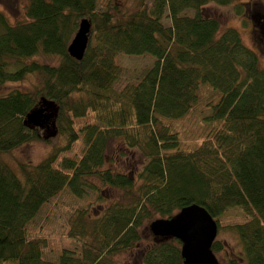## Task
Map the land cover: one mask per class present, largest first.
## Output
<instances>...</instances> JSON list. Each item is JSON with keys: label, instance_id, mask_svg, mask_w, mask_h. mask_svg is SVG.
Instances as JSON below:
<instances>
[{"label": "trees", "instance_id": "16d2710c", "mask_svg": "<svg viewBox=\"0 0 264 264\" xmlns=\"http://www.w3.org/2000/svg\"><path fill=\"white\" fill-rule=\"evenodd\" d=\"M25 2L15 23L0 11V85L39 76L31 90L0 94V264H116L113 257L125 251L141 264H183L178 239L157 237L140 247V229L190 204L203 206L218 229L224 213L241 209L247 219L228 225L242 250L228 264H264V67L235 28L220 31L204 11L209 3L239 8L237 0ZM82 18L90 31L77 60L67 47ZM119 53L154 61L124 78ZM39 54L59 61L31 60ZM201 85L218 95L206 117L214 126L185 150L164 119L183 117ZM37 107L51 113L48 124L65 143L16 172L3 154L32 141L52 144L44 128L26 122ZM89 112L93 120L76 129ZM80 135V157L62 155ZM118 141L123 150L110 157L108 147ZM65 187L80 198L99 192V201L103 188L120 194L94 215L77 209L67 234L79 248L48 260L44 239L30 237L27 225ZM211 249L223 247L214 241Z\"/></svg>", "mask_w": 264, "mask_h": 264}, {"label": "rangeland", "instance_id": "374dc122", "mask_svg": "<svg viewBox=\"0 0 264 264\" xmlns=\"http://www.w3.org/2000/svg\"><path fill=\"white\" fill-rule=\"evenodd\" d=\"M25 3V0H0V11L12 23H15L23 19ZM236 3L240 5L239 8H236L234 3L229 5L209 3L204 7V11L206 14L214 16L219 20L220 31L228 27L235 28L239 32L244 44L256 51L259 56L260 65L264 67V34H260L257 31L253 32V27H251L252 22L253 24H259L258 21H260L262 31H264V19L258 17V14L264 8V0H237ZM31 60L55 65L58 63L59 57L39 54ZM153 61L154 57L149 54L127 55L119 53L115 57V62L124 69V78L139 76L143 70L152 65ZM38 82L39 76L37 74H29L19 82H7L0 85V94L9 93L15 89L28 91ZM198 95V102L183 117L164 119V122L171 130L178 132L180 147L185 150H193L197 147L214 126L206 117L211 113L209 104L215 102L218 99V95L207 85L199 87ZM92 120V113L89 112L88 117L76 119L75 127L79 129L84 122ZM43 128L44 136L50 138L52 144L44 141H32L3 154L1 159L16 172H19L20 163L27 165L36 164L51 152L52 145L65 143V138L56 133L52 123L48 124L46 122ZM82 149L83 143L80 135L79 139L72 144L71 149L62 155L77 159L80 157ZM108 149L110 157L118 158L117 154L123 150V146L118 141L111 143ZM120 161L122 160L120 159ZM98 193L89 191L85 196L80 198L73 195L65 187L50 201L42 205L36 216L28 223L27 229L30 237L44 239L43 257L45 259L56 260L64 248H79V243L69 238L67 234L70 220L77 209L88 208L90 213L94 215L95 210L100 207V204L101 206L109 204L111 200L118 198L120 194L116 190L103 188L100 192L103 200L97 201ZM246 219L243 211L239 208H230L220 218L222 227L218 229L215 241L220 242L223 249L216 252L215 255L221 264H228V260L231 258L236 259L242 250L238 234L228 224L245 221ZM150 221L146 222L140 229L143 238L140 242V247L149 244L154 238H157L149 230ZM133 252H136V250H133ZM134 255L132 251H125L115 255L113 260L116 264H141Z\"/></svg>", "mask_w": 264, "mask_h": 264}, {"label": "water", "instance_id": "95a60500", "mask_svg": "<svg viewBox=\"0 0 264 264\" xmlns=\"http://www.w3.org/2000/svg\"><path fill=\"white\" fill-rule=\"evenodd\" d=\"M89 31V20L82 18L67 47L71 57L77 60L83 57ZM50 118L47 108L37 107L27 114L26 122L43 128ZM149 230L155 237L178 239L183 264H221L211 249L218 232L217 222L201 205H187L170 218H154L150 221Z\"/></svg>", "mask_w": 264, "mask_h": 264}, {"label": "flooded vegetation", "instance_id": "af4514ba", "mask_svg": "<svg viewBox=\"0 0 264 264\" xmlns=\"http://www.w3.org/2000/svg\"><path fill=\"white\" fill-rule=\"evenodd\" d=\"M263 8V7H262ZM262 10V9H261ZM263 10H264V8H263ZM263 10H262V12L261 13H259L258 14V17L260 18H263L264 19V12H263ZM252 20H254L253 18H252ZM259 22V24L257 23V24H253V22H252V24H251V27H253V32H258V33H260V34H264V31H262V25H260V21H258Z\"/></svg>", "mask_w": 264, "mask_h": 264}, {"label": "bare ground", "instance_id": "6f19581e", "mask_svg": "<svg viewBox=\"0 0 264 264\" xmlns=\"http://www.w3.org/2000/svg\"><path fill=\"white\" fill-rule=\"evenodd\" d=\"M98 199V198H97ZM97 201H99V200H97Z\"/></svg>", "mask_w": 264, "mask_h": 264}]
</instances>
